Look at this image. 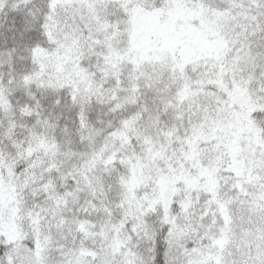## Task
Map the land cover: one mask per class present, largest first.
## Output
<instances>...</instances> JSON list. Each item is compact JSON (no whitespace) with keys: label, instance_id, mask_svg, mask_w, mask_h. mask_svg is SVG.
Segmentation results:
<instances>
[{"label":"snow or ice","instance_id":"6c2138e0","mask_svg":"<svg viewBox=\"0 0 264 264\" xmlns=\"http://www.w3.org/2000/svg\"><path fill=\"white\" fill-rule=\"evenodd\" d=\"M0 264H264V0H0Z\"/></svg>","mask_w":264,"mask_h":264}]
</instances>
